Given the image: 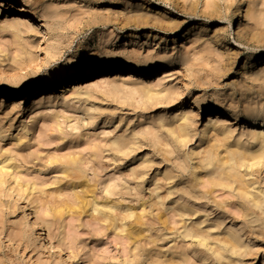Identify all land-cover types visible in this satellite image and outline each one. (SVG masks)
<instances>
[{
  "label": "rangeland",
  "instance_id": "rangeland-1",
  "mask_svg": "<svg viewBox=\"0 0 264 264\" xmlns=\"http://www.w3.org/2000/svg\"><path fill=\"white\" fill-rule=\"evenodd\" d=\"M149 5L205 29L173 45L192 26L139 28ZM263 51L264 0H0V264H264V128L212 113L264 116V72L242 69ZM91 63L137 65L146 86L114 96L111 69L71 78ZM48 72L57 84L32 87ZM199 99L211 111L184 132Z\"/></svg>",
  "mask_w": 264,
  "mask_h": 264
},
{
  "label": "bare ground",
  "instance_id": "bare-ground-1",
  "mask_svg": "<svg viewBox=\"0 0 264 264\" xmlns=\"http://www.w3.org/2000/svg\"><path fill=\"white\" fill-rule=\"evenodd\" d=\"M151 5H149L147 8L144 7V10H147L148 13H154L156 14L157 10H155V8H151ZM150 7V8H149ZM242 8L240 7L236 13H235V17L234 19L238 21L237 25H240L241 23V18H243L242 15ZM158 16L156 18H154L153 16H148V15H141L138 16L137 22L140 27H147L150 28L151 30H154L155 32H161L162 34H172L178 30H181L187 26H192L190 32L180 35L178 37H174L173 38V45H176L178 43L184 42L186 41L190 34L192 33V31H204L205 29V25H203L202 23H190L187 20H181L179 21L176 25H174L173 27H171L166 21H164V18H166L169 14V12L166 11H162L160 13H157ZM34 19H37V15H33ZM17 20H21L23 22H28V19H22V18H17ZM19 23H17V25H12L10 28L14 31L17 32L18 28H19ZM170 32V33H169ZM236 36L237 38L240 40L244 37H246V34L244 35L242 33V31L240 30V28L237 29L236 31ZM220 33V32H218ZM220 35V34H219ZM141 36V33L139 32V29H136V32L134 33H129L128 35H125V40H138ZM146 36V35H144ZM154 38L157 37L156 35H154L152 32H150L147 35V38ZM217 43L218 45L222 46V44L227 43L225 38L222 36H217ZM164 38H162L163 40ZM168 41V39H167ZM222 43V44H220ZM236 54H234L235 56ZM261 56V55H260ZM260 56H249L247 63L242 67V69L244 70V75L248 76L249 74H251L252 69L255 68L254 70H258L257 74H260L261 72H264V51H263V57ZM178 59H181V57H178L176 59H171V61L168 63V69H172L175 65L176 62L178 61ZM259 64V65H258ZM258 65V66H257ZM105 66V64H104ZM107 67V65H106ZM117 66L114 65H110L109 64V68L108 70L111 72H117L113 75H109L108 78V82L112 85V90H111V94L114 96H119V95H127V94H133V93H137L138 92V88L139 86H146L144 83V78L143 76L147 75L149 72H145L144 69H140L137 65H128L129 68V73L124 74L125 71L123 70H119L116 71ZM82 69H78V70H74L73 75L71 76V78L80 76V75H85V76H90L95 72H108L107 69H104L102 64H96V63H91L90 65H83L81 67ZM111 69V70H110ZM150 73L156 74L154 71H151ZM165 74V73H164ZM157 75L160 76L161 75V71L157 70ZM123 79L124 84H122L121 86H116V83H112V82H117L119 80ZM50 81H52V83H56L58 82V79H56V77L54 76L53 73L48 72V73H40L38 75L35 76V78L33 79V83H32V87L38 85V86H42L44 84H48L50 83ZM255 82L261 83L264 86V74L262 75H258L257 77H255ZM14 90H24L25 89V85L22 84H16L12 87ZM19 102V106L23 105V101H18ZM189 112H187L186 114H184V116L180 119V121L182 122V124L180 125V129L183 130L184 132H186L187 130H189L191 127L196 125V121L195 118H198L201 116V114L203 113H208V111H211V108H209L207 105H205V103H203V101L201 99L197 100L196 103L192 106H190V108L188 109ZM247 110V111H246ZM250 108L246 107L245 108V115H241L240 111H238L237 109H232L230 112H226V111H222V110H212L214 112V114L216 115H220L217 116V119H215L216 121L218 120H222V116H225L226 118H228V121H235V122H242L243 124H250L253 126H256L258 128H264V116L256 113V112H251L249 111ZM211 113V114H212ZM195 115V116H193ZM222 117V118H221ZM210 122V125H207L206 127V131L209 132H213L215 131V129L218 126V122ZM254 138H256L257 140H259V142L261 143V149L259 151L258 154L254 155L252 157V162L256 163L253 164L252 167L254 166H259L260 164H263L264 162V135L261 134H255ZM214 157L209 158L208 159V166H213L214 164ZM236 160V158H235ZM232 158V161H235ZM236 166V165H235ZM236 170L235 169H231V177L236 175ZM31 230L34 232H39L41 233L40 236H43L44 233L42 232V227H41V222L38 219H35L32 222L31 225ZM227 250L229 253L233 254V252H236L239 247L236 244V241L231 240L229 241L228 245L226 246ZM54 249V247H52Z\"/></svg>",
  "mask_w": 264,
  "mask_h": 264
}]
</instances>
